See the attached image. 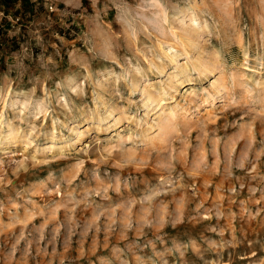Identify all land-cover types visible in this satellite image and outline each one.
<instances>
[{
    "label": "rangeland",
    "instance_id": "374dc122",
    "mask_svg": "<svg viewBox=\"0 0 264 264\" xmlns=\"http://www.w3.org/2000/svg\"><path fill=\"white\" fill-rule=\"evenodd\" d=\"M263 79L264 0H0V264H264Z\"/></svg>",
    "mask_w": 264,
    "mask_h": 264
},
{
    "label": "bare ground",
    "instance_id": "6f19581e",
    "mask_svg": "<svg viewBox=\"0 0 264 264\" xmlns=\"http://www.w3.org/2000/svg\"><path fill=\"white\" fill-rule=\"evenodd\" d=\"M262 83H263V85H264V79H263V81H262ZM212 88L214 89V92H211V93H209V92H207L208 93V95L210 96V106L213 104V100H215L214 98H215V94H218V93H220L222 90H224L226 87H225V85H224V83H220V81H218V80H214V82L212 81ZM209 102V101H208ZM209 104V103H208ZM178 104H176V106H177ZM173 108H171V106H168V107H165V108H163V110L160 112V114H159V116H158V118H159V120H161V125L163 124V125H165V124H167L166 123V121H169V120H171L172 118H174L175 117V113L173 112V110H172ZM187 110H183V112L185 113ZM206 112V115L207 116H209V115H211V112H212V108H209V109H206L205 110ZM182 116H184V114L182 113ZM162 127V126H161ZM11 130V128L8 130V131H10ZM13 133L12 132H8L5 136H4V138L6 139V138H8V136L10 137L11 135H12ZM3 138V139H4ZM57 146V145H56ZM54 144L53 145H51L50 147H51V149H56V148H60L61 147V145H59V146H57L56 147ZM49 147V148H50Z\"/></svg>",
    "mask_w": 264,
    "mask_h": 264
}]
</instances>
